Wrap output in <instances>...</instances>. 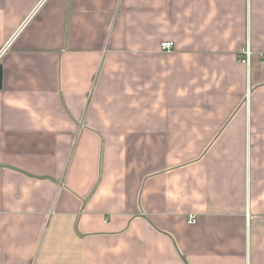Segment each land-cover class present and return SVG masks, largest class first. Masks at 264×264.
I'll return each mask as SVG.
<instances>
[{"label":"crops","instance_id":"1","mask_svg":"<svg viewBox=\"0 0 264 264\" xmlns=\"http://www.w3.org/2000/svg\"><path fill=\"white\" fill-rule=\"evenodd\" d=\"M262 54L264 0H0V264H264Z\"/></svg>","mask_w":264,"mask_h":264},{"label":"built area","instance_id":"2","mask_svg":"<svg viewBox=\"0 0 264 264\" xmlns=\"http://www.w3.org/2000/svg\"><path fill=\"white\" fill-rule=\"evenodd\" d=\"M161 48L164 51H172L174 48V44H172L171 42H166L162 44ZM253 54L254 52L251 50L249 46H247L239 52L238 59L243 63L250 64ZM261 57L263 58L264 61V54H262ZM189 222L190 223L196 222V216H191L189 218Z\"/></svg>","mask_w":264,"mask_h":264},{"label":"water","instance_id":"3","mask_svg":"<svg viewBox=\"0 0 264 264\" xmlns=\"http://www.w3.org/2000/svg\"><path fill=\"white\" fill-rule=\"evenodd\" d=\"M2 86H3V67L0 64V89L2 88Z\"/></svg>","mask_w":264,"mask_h":264}]
</instances>
